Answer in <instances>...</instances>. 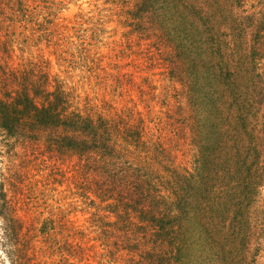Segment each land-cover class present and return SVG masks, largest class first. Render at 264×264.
I'll return each mask as SVG.
<instances>
[{
	"label": "trees",
	"instance_id": "trees-1",
	"mask_svg": "<svg viewBox=\"0 0 264 264\" xmlns=\"http://www.w3.org/2000/svg\"><path fill=\"white\" fill-rule=\"evenodd\" d=\"M29 1L0 0V62L15 61L11 41L30 16ZM128 20L171 51L170 72L184 88L197 150L191 169L178 165L162 142L144 137L148 127L139 110L135 121L80 108L58 75L33 63L50 62L43 59L0 64L2 139L44 142L58 157L79 156L88 169L86 184L97 185L99 198L127 207L156 234L164 229L158 242L169 248L160 264H189L192 245L212 239L218 264H236L253 235V220L264 216V0H136ZM122 76L128 80L130 74ZM10 180L4 176L0 183V215L13 242L10 264H32L22 221L5 190ZM192 220L203 239L189 240L194 234L184 225Z\"/></svg>",
	"mask_w": 264,
	"mask_h": 264
},
{
	"label": "rangeland",
	"instance_id": "rangeland-1",
	"mask_svg": "<svg viewBox=\"0 0 264 264\" xmlns=\"http://www.w3.org/2000/svg\"><path fill=\"white\" fill-rule=\"evenodd\" d=\"M135 2L31 0L30 16L11 41L15 61L0 64L20 66L30 64L22 60H49L33 63H42L58 75L80 108L135 121L139 110L148 127L144 137L162 142L178 165L191 169L197 150L187 127L189 107L184 88L170 72L168 46L129 25ZM2 34L4 40L6 34ZM124 73L130 74L128 80ZM261 119L264 122V106ZM58 156L44 142L5 143L0 134V183L4 176L12 180L6 181L5 190L22 221L31 263L160 264L163 248H169L158 242L164 229L159 227L162 231L156 234L154 226L127 207H111L112 200L96 195V184H86L89 173L79 156ZM261 192L264 196V187ZM255 218L253 235L241 246L236 264H264V216ZM199 225L193 220L185 223L194 234L189 240L203 239ZM4 227L0 215V264H10L8 252L13 250V242ZM211 242L213 249L205 244ZM217 246L216 240H200L184 256L189 264H218L212 254Z\"/></svg>",
	"mask_w": 264,
	"mask_h": 264
}]
</instances>
